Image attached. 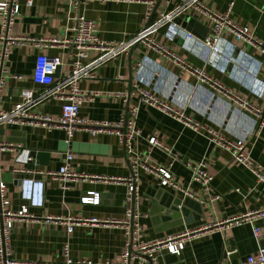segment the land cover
Masks as SVG:
<instances>
[{
  "label": "crops",
  "instance_id": "0c3cea01",
  "mask_svg": "<svg viewBox=\"0 0 264 264\" xmlns=\"http://www.w3.org/2000/svg\"><path fill=\"white\" fill-rule=\"evenodd\" d=\"M207 1L220 12L226 11L230 2H234L232 18L248 26L264 44V0ZM19 4L21 14L11 26L12 33L36 39L74 37L72 17L76 11L71 7L70 0H35L31 7L27 6L26 0H19ZM176 4L175 0H161L149 26L153 29L160 14L171 12ZM148 9L149 6L145 2L130 0H90L80 7V12L86 18L97 23L102 40L131 43L119 55L97 63L95 79H83L80 82L81 88L98 91L100 94L82 104L78 117L85 123L78 125L71 141H68L66 131L60 126L48 128L31 124L0 125V141L21 146L17 152L7 151L0 154V172L7 183L12 209L19 210L23 205H27L30 212L40 218L46 215L112 220L125 218L129 205L126 202V183L88 179L70 182V188L62 190V180L32 175L28 179L42 182L43 187L41 194L38 188L35 191V185L31 188L33 196L30 201L23 196L25 179L13 173V169L27 166L58 170L65 162L67 151L71 150L73 158L70 167L76 172L105 179L128 178L132 174V165L128 160L125 146L120 142L116 129L106 127L103 123L119 122L125 118L128 106L130 108L139 104L137 85L140 87L146 85L137 80L136 73L138 63L145 56L159 63L167 72L165 77L154 73L155 77L150 86L159 85L160 77L161 81H164H160V84H163V92L170 93V98L185 102L188 113L196 120L231 138H238L246 133L247 125L241 123V126H237L235 121L239 116L226 106L230 103L234 107H239L231 97L224 96L208 84L200 86L196 77L173 61L137 44L138 42L131 41L147 25L153 12L152 10L148 17ZM187 15L207 26L208 34L210 33V25L202 22L197 13L190 12ZM176 19L178 29L191 31L197 41H189L185 36L177 34L178 31L169 22L158 29L154 28L153 36L192 65L204 68L234 95L241 96L258 107H264V93L260 94V85L264 84V52L239 43L231 35H226L225 41L221 44V51L213 53L200 43L206 37L204 33L189 30L183 24L177 23ZM2 32L0 22V33ZM40 51L30 43L16 46L11 50L6 65L15 77L7 81L3 107L13 108L21 100L24 89H33L39 96L37 111L58 119L63 101L48 95L52 86L36 84L32 78ZM73 51L74 48L66 44H57L44 50L49 56L59 55L63 58L57 81L70 72ZM99 57L100 53L92 51L89 61L95 62ZM130 70H133L131 83ZM20 75L23 77L19 78ZM146 77L149 80V77ZM205 89L215 93L214 101L208 99ZM115 92L125 94L126 97L105 94ZM241 110V113L251 116L249 111ZM217 116L219 118L216 119ZM138 125L141 135L135 141L137 152L151 166L170 167L179 185L196 196L192 197L193 201L189 200L191 207L185 215H176V212L168 211V208L187 194L170 185L163 186L157 174L141 169L138 185L143 241L159 239L187 228L196 229L211 225L232 216L264 208V184L259 183L249 169L234 161L229 151L211 143L207 136L187 128L155 108L144 105L139 109ZM154 134L177 154V160H174L173 165H170L172 162L170 154L150 146L148 139ZM246 144L252 158L264 165V126L255 134L249 135ZM32 150L43 151L48 156L37 160L30 157ZM202 159L206 160L207 169L214 177L210 190L211 194L220 196L216 202L210 201L203 186L192 180L191 171L186 166L187 162H198ZM91 191L100 192L99 204L82 202V198ZM40 195L41 201L34 204L32 201L38 200ZM256 226L262 229L259 239L254 235ZM67 240L70 241V257L74 261L120 264L127 235L121 226H76L74 232L69 234L67 226L62 223L51 224L43 220L17 221L11 245L14 257L21 262L20 264H63L66 257L62 254V248ZM263 246L264 218H261L252 223L213 228L205 235L190 240L178 256H170L163 250L159 256V263H235L257 252ZM131 264L139 263L132 261Z\"/></svg>",
  "mask_w": 264,
  "mask_h": 264
},
{
  "label": "built area",
  "instance_id": "2783aa9c",
  "mask_svg": "<svg viewBox=\"0 0 264 264\" xmlns=\"http://www.w3.org/2000/svg\"><path fill=\"white\" fill-rule=\"evenodd\" d=\"M90 0H70L71 7L76 11L72 17L74 24L72 30L74 37L68 39L57 37H42L36 39L24 35H16L12 33L11 26L19 18L20 4L19 0H1L0 1V22L3 27V32L0 33V125L3 124H31L41 125L48 128L55 126L62 127L67 134L68 141L73 138L74 132L78 125L84 124L78 115L82 104L88 100H92L99 96L98 91H90L81 88L80 82L83 79H95L97 77L95 69L97 63H101L111 57H115L124 52L128 44L131 42H108L102 40L99 36L97 23L80 12V7L86 5ZM104 1V0H103ZM145 2L148 6L147 16L149 17L151 11L155 7L156 0H130ZM176 6L169 13L162 12L159 20L154 24V28L158 29L163 24L169 22L178 31L180 35L185 36L189 41H197L196 37L191 31L185 29H178L175 24L177 17L190 16V12L197 13L202 22L208 23L211 27L210 33L206 35L200 42L204 47L219 53L222 49V42L225 41L226 35H231L236 41L244 45L257 48L264 52V44L246 26L238 23L232 18V11L234 2H230L228 8L224 12L214 9L207 0H175ZM35 0H26L27 6L34 5ZM154 28L150 26L144 28L138 35L134 36L132 42H138L147 49H152L160 54L163 58L173 61L177 66L187 71L192 76L196 77L200 83L208 84L217 92L224 96L231 97V99L240 107H234L233 104H226L227 108L231 109L239 116L237 119V126L247 125L246 133L238 138H231L220 132H216L212 127L204 124L191 116L188 113V106L185 102L170 98V93H165L162 90V85H151L155 76L154 73L165 77L166 70L156 61L148 56H145L139 63L136 73L137 80L146 85L140 87L137 85L139 93V104L129 108L127 119L123 118L115 124L103 123L106 127L116 129L120 142L125 146L128 160L132 165V174L128 178H101L83 174L72 170L70 162L73 158L71 150L67 151L64 164L58 170L31 168L27 166H20L13 169V173L23 176L25 182L23 183V196L30 201L33 193L31 188L35 191L37 188L42 193L43 184L40 181L29 180V176L43 175L51 178H58L62 180V190H68L70 182H76L88 179H103L105 181H114L127 184L126 202L129 203L125 218L121 220L104 219L98 217H79V216H51L37 217L32 214L27 205H23L19 210H14L10 206V198L8 194V187L5 179L0 172V264H20L13 254L12 250V234L15 223L17 221L43 220L45 223L51 224H65L69 234L74 232L76 226H121L127 235L125 247L121 254L120 264H131L132 261H137L139 264H160L159 256L161 252L167 251L170 254L180 255L185 249L187 243L194 237L203 236L210 232L213 228H226L233 225H242L246 222H254L255 220L264 218V208L251 210L243 214L232 216L223 221H217L211 225L201 226L196 229H185L174 234H168L162 238L143 241V227L140 223L141 212L139 208V173L141 169L157 174L163 186H172L178 190L184 191L187 196L194 197L188 190H185L179 185L175 175L170 171V167L165 166H151L147 160L135 149V141L141 135V129L138 125V114L141 105L155 108L162 113L181 122L187 128L194 130L202 135L207 136L211 143L216 146L229 151L232 154L233 160L249 169L256 177L259 183L264 184V165L256 162L249 150H247L246 140L249 135L255 134L264 126V107H258L250 101L241 96L234 95L230 89L218 80L209 75L204 68L194 66L181 56L177 55L171 48L158 41L154 36ZM30 43L41 51L37 55L34 69L32 71V78L36 84L45 86H52L48 91V95L58 98L63 101L61 113L58 119L51 116L43 115L38 112L36 105L39 101V96L36 95L33 89H24L21 93V100L16 103L13 108L5 109L3 107L5 101V90L7 81L11 77L9 67L6 61L11 50L16 46H24ZM57 44H66L72 46L74 51L72 53V63L70 72L61 76L57 81L56 72L59 66L63 65V58L59 55L49 56L44 52L48 47ZM97 51L100 57L95 62L89 60L91 52ZM245 55V54H244ZM243 56V55H242ZM247 57H249L247 55ZM149 77V80H147ZM22 78L23 76H18ZM164 82V81H161ZM261 95L264 93V84L260 85ZM176 88V86H175ZM206 96L211 101L215 100V93L205 89ZM107 96L114 95L115 97L125 98V94L118 92L105 93ZM245 109L251 113L247 116L241 113ZM239 114H242L241 116ZM219 116L216 117V119ZM217 122V121H216ZM126 124L127 130L124 132L121 127ZM148 142L152 148H159L172 156L173 165L174 160H177V154L172 152L157 135L149 136ZM21 146L11 142L0 141V154L11 151L17 152ZM186 166L191 171L192 180L199 182L204 190L208 193L209 199L216 202L220 199L218 194H211L210 184L213 180V175L208 171V163L205 159L198 162H187ZM240 191V189H237ZM40 195L38 200L32 201L38 204L41 201ZM101 201L100 192H88L82 198L85 204H99ZM261 227H254V235L257 239L261 237ZM70 241L67 240L63 245L62 254L66 257L63 264H95L92 261H74L70 257ZM110 264V263H109ZM112 264V263H111ZM222 264H264V246L257 252L248 255L244 259H240L235 263L223 262Z\"/></svg>",
  "mask_w": 264,
  "mask_h": 264
},
{
  "label": "water",
  "instance_id": "95a60500",
  "mask_svg": "<svg viewBox=\"0 0 264 264\" xmlns=\"http://www.w3.org/2000/svg\"><path fill=\"white\" fill-rule=\"evenodd\" d=\"M160 2H161V0L157 1V4H156V6L152 12V15H151L147 25L145 26V28L150 25V22L153 19L154 15H155V13H156L159 5H160ZM176 22L179 24H183L189 30L200 31V32L204 33L203 34L204 36H206L209 32V28L207 26H205L201 22L197 21L196 19L191 18L190 16L178 17L176 19ZM137 44H139V43H137ZM59 69H60V66L58 67L57 72L55 74L56 77L59 76ZM132 79H133V70H130V83L132 82ZM128 110H129V106L127 107V110H126L125 119H127ZM121 129L125 132L127 130L126 124ZM47 156H48L47 153H45L43 151H34V150L30 151V157H34L37 160L44 159ZM189 200L193 201L192 197L186 196L183 199L177 200L175 203L172 204L171 207L168 208V211L169 210L174 211V212H176V215L177 214H179V215L184 214L185 215L186 212L188 211V209L191 207V203H189ZM169 255L170 256H178V255L170 254V253H169Z\"/></svg>",
  "mask_w": 264,
  "mask_h": 264
},
{
  "label": "bare ground",
  "instance_id": "6f19581e",
  "mask_svg": "<svg viewBox=\"0 0 264 264\" xmlns=\"http://www.w3.org/2000/svg\"><path fill=\"white\" fill-rule=\"evenodd\" d=\"M235 122H237V119H236V121Z\"/></svg>",
  "mask_w": 264,
  "mask_h": 264
}]
</instances>
